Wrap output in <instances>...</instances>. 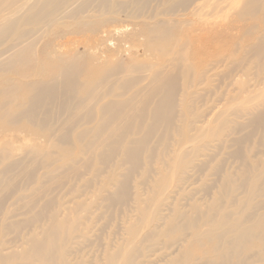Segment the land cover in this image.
Masks as SVG:
<instances>
[{
    "label": "bare ground",
    "instance_id": "1",
    "mask_svg": "<svg viewBox=\"0 0 264 264\" xmlns=\"http://www.w3.org/2000/svg\"><path fill=\"white\" fill-rule=\"evenodd\" d=\"M222 4L0 0V264H264V0ZM93 14L103 63L50 74L43 39Z\"/></svg>",
    "mask_w": 264,
    "mask_h": 264
},
{
    "label": "rangeland",
    "instance_id": "2",
    "mask_svg": "<svg viewBox=\"0 0 264 264\" xmlns=\"http://www.w3.org/2000/svg\"><path fill=\"white\" fill-rule=\"evenodd\" d=\"M12 1V0H11ZM83 2L85 0H82ZM224 1L227 0H221V3H223L222 5L224 6ZM222 6V7H223ZM89 10L88 11H93L97 8V4H94L92 6V4L89 6ZM99 10V9H98ZM228 10V9H227ZM227 10L222 9L220 12L217 11L218 15H224ZM0 12H2L0 10ZM87 16V15H86ZM103 18L97 14H93V18L92 19H88V18H80L77 21H75L73 23V25L75 26V29L73 31H70L69 29H64V28H58L56 30V33L54 34V36L51 34L52 37H46L45 39H43V42L41 44L42 49L40 52V55L38 57H40L43 61V63L48 66L49 64L53 65L52 67L48 66V72L50 74L55 73V69L54 67L57 65L56 62H58V59L61 58V55L63 54V52L65 53L66 51H68L67 53L70 54V57L65 59V62H68L72 59H78V57L84 55L85 53H88L89 56L91 57H95L99 62L101 61L103 63V53L107 52V46H101L99 48H97L95 51V53H92L90 49L96 48V46L98 45V43L100 41H95V40H91L90 39L93 37V35L91 34V32L93 31V29L97 28V30H103L102 26H104L103 24ZM80 23V24H78ZM78 24V25H77ZM140 26L144 27V24L141 23ZM245 29V26H244ZM232 33H236L235 31ZM187 37V35L185 36ZM91 42V43H90ZM101 43V42H100ZM133 45H138V44H134ZM91 47V48H90ZM61 48H63L61 50ZM137 48V47H136ZM116 53H112V51L108 52V54H106V56L108 57L109 60H114L116 58L115 56ZM35 58V57H33ZM124 59L127 58V56L123 57ZM98 62V63H99ZM150 62V61H149ZM103 65V64H101ZM94 71L100 70V69H95L92 68ZM34 68L32 67L31 70L29 69H21V71L19 72V76H14L17 78V83H20L22 80H24L23 78L30 75L31 73H33ZM253 84V82H252ZM250 86V85H249ZM262 91H264V86L260 87ZM251 89V88H250ZM255 89V88H254ZM253 89V90H254ZM252 90V89H251ZM245 97L250 98L251 95L248 93H245ZM247 101H245V110H247L248 108L253 107L256 102H251V103H247ZM248 114V111H245V115ZM250 119V116L245 117V122ZM252 132V137L251 138H246V139H250V140H245V146H244V150H245V156H249L252 160L256 159L257 157H260L262 154H264V141L262 139V130L260 131H252V130H245V135L248 132ZM6 140H9V138H5L3 141H0V144L3 142L5 143ZM2 144L0 145V148L2 149ZM237 149V148H235ZM234 150V147H232L230 149V151ZM229 151L225 152V156H219V161L223 162L222 164L225 167V171H233L236 172L238 170V168L240 167V162L233 159V158H228L227 157V153ZM19 154L21 155V152L16 153V155ZM17 155V156H19ZM80 155H77V158H79ZM194 189H200V185L197 187H194ZM66 191L64 192L63 190V194H65ZM203 193H200L199 197L202 196ZM70 199V198H67ZM106 221V220H105ZM99 230H101V228H99L95 233H100ZM114 232L115 234H117L118 237L122 238V231H118L115 230L113 227H110L109 229H107V233H112ZM101 239H106L105 234L102 231V236Z\"/></svg>",
    "mask_w": 264,
    "mask_h": 264
}]
</instances>
